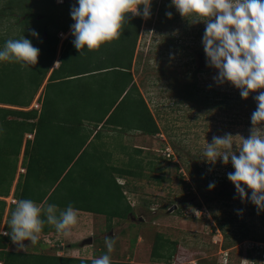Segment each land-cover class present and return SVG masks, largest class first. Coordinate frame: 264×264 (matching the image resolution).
I'll return each instance as SVG.
<instances>
[{"label":"rangeland","instance_id":"obj_1","mask_svg":"<svg viewBox=\"0 0 264 264\" xmlns=\"http://www.w3.org/2000/svg\"><path fill=\"white\" fill-rule=\"evenodd\" d=\"M56 3L61 4L63 0ZM166 12L172 13L170 19ZM145 20L136 53L134 81L154 113H158L163 134L148 140L137 133L136 142L146 155H151L145 162L152 159L159 163L156 172L147 171L146 175L164 180L146 177L141 181L127 180L128 187L133 186L137 191L134 196L129 191L126 193L131 197L129 203L135 207V217L130 220L114 219L109 228L104 216L78 213V223L69 237L52 233L45 237L53 246L43 240L47 246L40 240L35 246L42 253L76 258L92 259L108 254L111 261L167 264L152 257L160 234L177 243L174 256L177 262L172 264H264V211H258L247 199L241 201L227 178L234 171L231 161L225 165L218 159L213 165L201 158L206 142L211 143L214 136L230 133L247 138L252 127L251 116L243 117L236 110H208L198 106L199 103L185 104L181 110L171 105L177 100L176 91L181 94L195 81L202 89L230 93L232 101L240 94L239 90L227 82H215L217 72L206 65L202 37L198 33L205 27L203 23L182 18L171 0H152L150 18ZM31 23L39 26L35 20ZM69 34L70 31L59 33L57 57ZM251 111L253 107L247 106L245 112ZM168 154L172 162L164 160ZM210 183L214 188L209 189ZM245 190L250 195L246 186ZM105 236L114 238L111 253L107 252ZM24 245L23 251L15 244L10 249L26 252L35 247H30L29 241H24Z\"/></svg>","mask_w":264,"mask_h":264},{"label":"trees","instance_id":"obj_2","mask_svg":"<svg viewBox=\"0 0 264 264\" xmlns=\"http://www.w3.org/2000/svg\"><path fill=\"white\" fill-rule=\"evenodd\" d=\"M73 6H76L75 0H63L61 4H57L56 0H0V47L8 39L24 36L39 49L37 63L31 68L21 69L18 64L0 63V105L28 108L46 82L39 98L40 112L35 109L23 111L0 107V129H2L0 134L4 136L5 147H15L16 144L20 147L24 134L35 132L33 141L35 145H41L46 140L53 143L55 149H60L62 132L67 133L68 139L72 140L73 133L85 122L92 124L96 129L101 127L100 129L119 130L124 133L134 131L150 137L162 135L158 113H154L141 87L134 81L132 73L136 67V53L142 25L146 20L139 15L129 14L118 40L102 46L98 51H85L80 56L73 46V37L69 34L63 41L60 55L57 57L60 42L58 35L69 32L70 26L74 23L70 17ZM12 19L16 21L14 24L9 22ZM31 20H35L39 26L31 23ZM204 30L205 27L198 31L200 37L203 36ZM33 31L38 34V39L31 35ZM44 33L46 36L43 35ZM57 61L59 64L55 67ZM259 91L261 90L250 93L247 99H242L240 94H236L232 101L233 95L230 93H222L216 89H202L195 81L192 85L186 86L181 94L177 90V100L171 105L172 108L181 110V106L185 104L196 106L199 103L198 106L208 110L240 111L244 114L243 117L248 118L256 110V101L252 97ZM242 106L245 107L243 111L239 110ZM247 106L253 107V111L246 113ZM237 116L239 115L235 114V117ZM89 139L90 134L83 140L80 150L70 155L66 166L51 170L56 185V195L59 191V194L62 193L61 185L66 181L65 203H62L60 197L59 200L57 198L54 200V204L61 208L71 204L79 211L104 214L111 228L114 219L123 221L135 217L134 207L129 203L126 195V191L130 190L128 183H120L119 178L140 181L145 177L157 178L160 181L164 179L146 175L147 171L156 172L159 163L153 162L152 159L145 162L147 156L151 157V155H146L142 148H134L128 153L127 161L121 166L84 167L83 173L77 178L80 183L71 187L75 159L80 152L78 159L88 155V152L86 153L82 148ZM30 144L31 142H27L25 152V157L29 161L26 164V183L29 184L33 180V174L37 173L36 170H40L37 169L38 165H41L37 163V156L35 158L34 153L29 151ZM164 160L172 162L173 158L168 157ZM70 164L73 166L70 167ZM197 169L200 170L198 165ZM41 170L45 172V168ZM43 182L46 180L44 179ZM125 189L129 190L125 191ZM23 199L33 200L25 195ZM220 226L223 228L221 224ZM42 233L44 238L39 240L47 246L45 235L56 231L54 226L45 224ZM11 244L13 242L9 236L0 235L1 264H92L94 259L42 253L36 246L33 251L18 252L10 249ZM176 247V242L164 238L163 235H157L152 249L153 260L164 261L167 264L177 262L174 257ZM111 264L129 263L111 261Z\"/></svg>","mask_w":264,"mask_h":264},{"label":"clouds","instance_id":"obj_3","mask_svg":"<svg viewBox=\"0 0 264 264\" xmlns=\"http://www.w3.org/2000/svg\"><path fill=\"white\" fill-rule=\"evenodd\" d=\"M151 3L152 0H75L76 6L70 10L74 21L70 34L79 56L118 40L129 14L150 18ZM171 5L182 18L205 25L202 46L206 65L217 72L215 82L231 84L242 99L264 89V0H171ZM165 15L170 19L172 13ZM31 35L39 38L35 31ZM38 56L39 49L24 36L8 39L0 47V63L18 64L21 69L36 65ZM254 99L257 107L250 118L249 136H214L211 143L206 142L201 158L213 165L218 159L225 165L231 161L234 171L227 178L241 201L247 199L258 211H264V91ZM212 188L214 184L210 183ZM77 211L71 204L58 211L55 204L42 209L31 199H20L15 201L8 221L10 231L0 235H8L20 251L26 249L24 241H29L30 247L37 245L45 224L54 226L58 235L69 237L78 223ZM104 243L111 253L114 238L105 236ZM92 264H111V258L104 254L94 258Z\"/></svg>","mask_w":264,"mask_h":264},{"label":"crops","instance_id":"obj_4","mask_svg":"<svg viewBox=\"0 0 264 264\" xmlns=\"http://www.w3.org/2000/svg\"><path fill=\"white\" fill-rule=\"evenodd\" d=\"M66 36L68 37L69 35ZM54 66H58L57 62ZM132 73L134 77V69L132 70ZM44 85L38 91L28 108L12 107L8 105H0V107L20 109L23 111L35 109L40 112L41 101H39V98L42 94ZM71 117L73 118V116ZM100 128L101 127L96 129L92 124L85 122L82 126L78 127L76 132L73 133L72 140L68 139L67 133L62 132L63 139L62 147L60 149H55L53 143L51 144L50 141L46 142V140L41 145H35V142H33L35 139V132L25 133L20 147H18V144H16L15 147H5L3 141L4 136L0 134V232L10 231L8 221L10 219L11 212L15 207V201L23 199L24 195L29 198L31 197L33 201L42 209L47 204H54V200H56V198L59 200L61 197L62 203H65L66 181H63L61 185L62 193L59 194V191L56 195V185L53 181L54 177H52L53 172L51 173V170L55 169V167L60 169L66 166V162L68 158H70V155L76 150H80L79 147L88 134H90V139L82 148L84 151L86 150V153L88 152V155H86L83 159H78L81 154L80 152L75 159L76 165H74L75 172L72 176V180L70 181V183L72 182L71 187L80 183L77 178H79L80 174L83 173L82 171H84V167L93 166L96 168V166L105 167L108 165L121 166L127 161L129 152H132L134 148H140L136 142V135L139 132L131 131L124 133L119 130ZM141 135H143L142 138L150 140V136L144 134ZM27 142H31L29 151L32 154L34 153L35 158L37 156V163H41V165H38L37 169L41 170L45 168V172L42 170H36L37 173L33 174V180L30 184L26 183V164L29 163L28 159L25 157ZM89 147L91 148L89 149ZM35 149L36 151H34ZM71 166H73V164H70V167ZM41 175H43L42 178ZM49 176L52 178H49ZM44 179L46 182H43ZM118 181L120 183H128L125 178H119ZM26 191L29 193L25 194ZM129 191H131L129 192L131 196H134L135 193H137L133 186ZM128 198L131 197L128 196ZM57 208L58 211L65 209L59 207V205H57ZM78 213L85 216H105L104 214H94L79 210L77 211V214ZM42 237H44V234L41 232L39 239Z\"/></svg>","mask_w":264,"mask_h":264},{"label":"built area","instance_id":"obj_5","mask_svg":"<svg viewBox=\"0 0 264 264\" xmlns=\"http://www.w3.org/2000/svg\"><path fill=\"white\" fill-rule=\"evenodd\" d=\"M168 157H171V155H169V154H168ZM45 242H47V244H50L51 246H53V244H52L51 240H50V239H48V237H47V238H45Z\"/></svg>","mask_w":264,"mask_h":264},{"label":"water","instance_id":"obj_6","mask_svg":"<svg viewBox=\"0 0 264 264\" xmlns=\"http://www.w3.org/2000/svg\"><path fill=\"white\" fill-rule=\"evenodd\" d=\"M44 36H46V33H44Z\"/></svg>","mask_w":264,"mask_h":264}]
</instances>
